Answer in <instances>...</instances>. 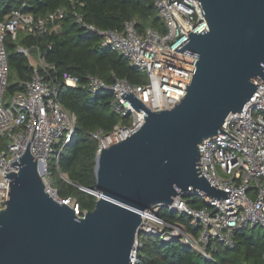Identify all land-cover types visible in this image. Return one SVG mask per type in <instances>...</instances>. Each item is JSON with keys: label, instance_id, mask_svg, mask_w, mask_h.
<instances>
[{"label": "water", "instance_id": "obj_1", "mask_svg": "<svg viewBox=\"0 0 264 264\" xmlns=\"http://www.w3.org/2000/svg\"><path fill=\"white\" fill-rule=\"evenodd\" d=\"M198 3L208 31L190 32L175 49L197 60L161 51L196 68L159 58L194 72L192 79L172 75L189 83L185 96L171 109L151 111L123 94L145 123L97 154L93 210L79 217L46 192L29 152L32 139L12 162L19 170L4 173L11 181L0 210V264H132L141 211L169 206L180 192L228 198L231 191L211 186L199 170V145L217 134L230 136L221 130L224 120L241 113L264 80V0Z\"/></svg>", "mask_w": 264, "mask_h": 264}, {"label": "built area", "instance_id": "obj_2", "mask_svg": "<svg viewBox=\"0 0 264 264\" xmlns=\"http://www.w3.org/2000/svg\"><path fill=\"white\" fill-rule=\"evenodd\" d=\"M154 6L157 17L163 23V31L148 27L139 32L133 19L126 21L120 31L100 29L86 22L83 15L76 11V6L71 4L75 23L87 33L99 36L103 47L118 53L142 72L145 76L143 84L131 85L124 79H115L108 84L94 75L81 82L79 77L68 72L62 73L59 81H54L51 71L55 70V66L48 64L39 52L32 56L28 50L18 47V52L27 56L33 74L30 80L21 83L23 90L12 96L9 106L4 104L9 77L5 37L9 35L16 40L21 29L31 36L56 33L66 17L67 8L61 7L45 17L35 18L23 11V5L22 9L13 10L5 20L0 21V137L9 139L7 147L0 150V210L5 206L3 201L7 200L11 181L4 178V173L18 172L19 167L12 166V162L22 156L31 139L29 152L36 158L46 192L58 202H70L71 199L58 198L50 169L54 165L60 178L69 182L60 171L59 158L73 140L77 115L59 101L62 88L81 86L94 94L109 93L113 111L127 119L125 124L115 125L108 133L101 129L92 132V138L98 143L97 154L131 136L145 123V114L122 98L125 92L135 96L151 111L171 109L185 96V86L189 83L172 75L192 79L194 72L161 62L159 58L192 68L196 65L161 51L197 60V57L175 49L189 38L187 34L190 32L208 31L207 22L198 0H155ZM241 111L230 113L222 125L221 130L231 137L217 134L199 145V170L211 186L231 191L228 198L212 200L202 192H180L169 206L155 205L141 211L140 234L157 236L163 243L178 242L183 248L195 251L208 260L216 251V243L233 247L234 235L242 228L259 227L264 234V80ZM34 115L38 117L37 122ZM94 194L99 198V194ZM188 195L199 196L205 207L198 210L189 207L183 200ZM72 207L77 216L84 215L85 212L79 213L77 204ZM163 208L186 215L197 234L164 220L160 216ZM140 234L131 253L132 264H138ZM262 261L264 264V254Z\"/></svg>", "mask_w": 264, "mask_h": 264}, {"label": "trees", "instance_id": "obj_3", "mask_svg": "<svg viewBox=\"0 0 264 264\" xmlns=\"http://www.w3.org/2000/svg\"><path fill=\"white\" fill-rule=\"evenodd\" d=\"M155 0H0V21L17 9L35 18L45 17L58 8L66 7L67 14L56 33L42 36L27 35L22 29L16 40L7 35L4 45L7 53L9 77L6 94L12 96L23 90L21 83L31 79L33 67L27 56L18 52V47L34 55L39 52L45 61L55 66L51 71L54 81H59L62 73L68 72L80 78L81 82L94 75L108 84L115 79H124L131 85L145 82V76L131 66L121 55L101 45V39L87 33L75 23L71 4L83 15L86 22L104 30L120 31L128 20H135L137 30L153 27L163 31V23L157 17ZM82 4V6H79ZM14 73L16 83H12ZM61 104L77 115V125L73 140L63 149L60 158V171L69 182L60 178L54 165H51L53 187L58 198L71 199L83 214L94 209L95 166L98 143L91 134L96 130L110 132L117 124H125L127 119L116 114L111 106L109 93L94 94L84 87L67 88L60 91ZM9 139L0 137V150L5 149ZM58 177L56 178V176ZM192 209H202L205 202L197 195L183 199ZM160 216L167 222L184 226L197 234L190 225L189 218L175 211L163 208ZM256 227H245L234 235V246L227 247L216 243V251L208 260L201 254L185 249L178 242L163 243L157 236L140 234L138 264H262L264 254V234L255 233ZM251 231V233H248ZM261 231V230H260Z\"/></svg>", "mask_w": 264, "mask_h": 264}, {"label": "rangeland", "instance_id": "obj_4", "mask_svg": "<svg viewBox=\"0 0 264 264\" xmlns=\"http://www.w3.org/2000/svg\"><path fill=\"white\" fill-rule=\"evenodd\" d=\"M31 55H34L33 53L30 52ZM12 83H16L18 80L16 79V76L14 73H11V80ZM65 88H62L61 91H64ZM11 100H12V94H6L5 93V97H4V104L5 106H9L11 104ZM58 177V175L56 176V178ZM54 179V177H53ZM75 202L73 200H70V202L68 203V205L72 206ZM261 232L259 227H256L255 229V233ZM248 233H251V231H249Z\"/></svg>", "mask_w": 264, "mask_h": 264}, {"label": "crops", "instance_id": "obj_5", "mask_svg": "<svg viewBox=\"0 0 264 264\" xmlns=\"http://www.w3.org/2000/svg\"><path fill=\"white\" fill-rule=\"evenodd\" d=\"M36 55V54H35ZM35 55H32V56H35Z\"/></svg>", "mask_w": 264, "mask_h": 264}]
</instances>
